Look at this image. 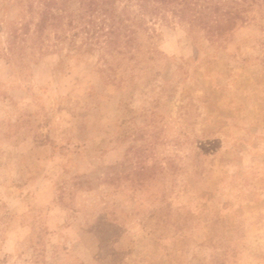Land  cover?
I'll use <instances>...</instances> for the list:
<instances>
[{
  "label": "rangeland",
  "instance_id": "rangeland-1",
  "mask_svg": "<svg viewBox=\"0 0 264 264\" xmlns=\"http://www.w3.org/2000/svg\"><path fill=\"white\" fill-rule=\"evenodd\" d=\"M48 1L0 0V264H264V0Z\"/></svg>",
  "mask_w": 264,
  "mask_h": 264
},
{
  "label": "trees",
  "instance_id": "trees-1",
  "mask_svg": "<svg viewBox=\"0 0 264 264\" xmlns=\"http://www.w3.org/2000/svg\"><path fill=\"white\" fill-rule=\"evenodd\" d=\"M53 1H55V0H49L48 1V4L49 3H51V2H53ZM66 1H68V0H66ZM80 4H84V0H77ZM107 1L108 0H106V3H107ZM47 4V5H48ZM86 4H87V6L89 7V8H91L93 5H96V4H98V1L96 2L95 0H88L87 2H86ZM92 10H93V7H92ZM110 10V9H109ZM106 13H107V11H105ZM47 17V12L46 11H42V16H41V21H40V25L42 26V23L45 21V18Z\"/></svg>",
  "mask_w": 264,
  "mask_h": 264
}]
</instances>
